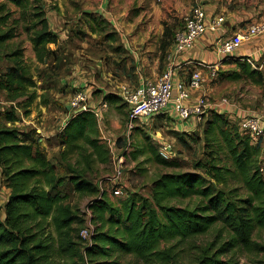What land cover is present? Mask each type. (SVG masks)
Masks as SVG:
<instances>
[{"label": "trees", "instance_id": "16d2710c", "mask_svg": "<svg viewBox=\"0 0 264 264\" xmlns=\"http://www.w3.org/2000/svg\"><path fill=\"white\" fill-rule=\"evenodd\" d=\"M10 1L27 8L31 0ZM5 8L6 3L0 4V45L16 35L17 20L9 25L11 13ZM40 10L34 13L38 21L30 28H34L31 40L37 58L43 61L55 52L49 44L58 43L59 37ZM167 36L166 31L164 49L170 44ZM22 56V50L15 49L10 53L12 67L0 73V89L6 90L8 100L15 101L27 93L29 85L36 84ZM246 71L256 81L262 74L251 65ZM36 96L32 91L23 109L27 110ZM212 113L205 131L207 140L217 129L222 142L216 139L220 148L223 144L227 149L231 163L222 165L218 155H213L204 166L221 183L231 175L237 178L245 190L244 197L195 171H175L153 180L152 198L128 191L121 204H116L96 183L99 163L110 164L113 157L100 136L94 112L72 113L59 136L64 146L62 157L77 153L68 164L69 176L60 175L57 163L39 146L36 128L21 137L17 127L0 126V172L11 188L8 199L0 205V264H123L122 255L133 256L129 264H183L177 243L186 240L197 248L193 264H241L239 255L264 249L254 237L255 229L264 232L263 146L253 144L248 133L240 130L239 122L237 126L228 115ZM7 118L17 120L15 107ZM68 181L77 193L95 196L91 205L94 230L89 238L81 233L86 219L59 189ZM179 196L191 199L177 203L174 199ZM74 223L83 224L79 238L73 233ZM213 230L216 233L211 241L197 242Z\"/></svg>", "mask_w": 264, "mask_h": 264}, {"label": "rangeland", "instance_id": "374dc122", "mask_svg": "<svg viewBox=\"0 0 264 264\" xmlns=\"http://www.w3.org/2000/svg\"><path fill=\"white\" fill-rule=\"evenodd\" d=\"M2 3H6L5 11L11 13L8 24L14 25V19L17 20V24L15 23L16 35L0 45V73L12 67L10 53L19 48L36 84L29 85L27 93L20 95L15 101L8 100L6 90L0 89V126L17 127L21 137L29 129L36 128L39 146L57 163L60 175H70L68 164L74 160L77 153L69 158L62 157L61 151L64 146L62 136H59L63 132L53 133L61 129L65 119L75 112L72 108L68 109L66 104L70 105L74 94L78 90H83L87 92L89 104L94 109L92 112L98 118L100 132L111 129L110 126L106 127L110 125L109 120L119 122V125L113 127L112 131L115 134L108 135L109 140L103 139L111 149L112 163H99L100 175L96 179L100 189L106 191L114 203L121 204L128 191H139L152 198L153 180L161 174L175 171H195L226 190L236 189L237 196L244 197L245 190L237 178L231 175L225 184L221 183L214 180L204 166L213 155H218V162L222 165L231 163L227 149L223 144L220 148L218 141L222 142V136L217 129L215 133L211 132L209 136L211 140H207L205 131L214 117L213 113L204 115L203 119L197 120V125L193 129L187 130L178 129L177 121L175 119L172 121L173 118H166L162 116L163 114H159L158 117L149 116L144 119L145 121L139 118L128 137L125 126L130 115L122 92L126 87H135L140 77L135 72L136 57L122 43L120 32L115 26L120 24L118 12L113 13L116 22L114 20L112 22L109 20L111 17L106 16V12L96 11L97 0H31L27 8L10 0H0V4ZM112 5L113 1H110L108 7ZM40 9L44 11L50 28L57 30L55 33H58L59 37L58 43L49 44L55 52L43 61L37 58V51L31 40L34 28H30L38 21L34 13L41 11ZM163 41L159 49L162 50L161 55L165 56L167 47L163 48ZM260 71L262 74L256 76L258 81L241 75L239 80L232 79L227 82L225 96L236 97L240 101L246 100L251 106L261 108L264 104V67ZM32 91H36L37 96L31 100L27 110L23 109V103L28 101ZM105 102L107 106L104 108ZM92 103L96 105L93 106ZM173 106L174 101H171L167 109ZM13 107L16 109L17 120L10 121L7 113ZM106 113H110L109 120L105 117ZM229 118L238 126L239 118ZM44 127L48 130L45 139L42 138ZM158 154L169 162L162 161ZM121 156L124 157L121 163L124 167L121 180L125 195L117 196L113 190L114 183L111 177ZM261 165L264 166V151ZM59 189L68 195L66 201H69L74 210L86 219V223L92 220L91 205L95 201V196L77 193L70 181ZM10 193L11 188L8 187L7 179L0 172V205L6 202ZM190 199L191 196H179L174 200L177 203H185ZM73 227L74 235L79 238L78 233L83 224L74 223ZM215 233L216 230H213L202 235L197 242L200 245L205 244L214 238ZM254 237L259 245L264 247V232L255 229ZM177 244L180 249L179 261L183 264H193L197 248L192 241L186 240L183 244ZM239 257L241 264H264V249L241 254ZM122 259L123 264H129L133 256L122 255Z\"/></svg>", "mask_w": 264, "mask_h": 264}, {"label": "crops", "instance_id": "0c3cea01", "mask_svg": "<svg viewBox=\"0 0 264 264\" xmlns=\"http://www.w3.org/2000/svg\"><path fill=\"white\" fill-rule=\"evenodd\" d=\"M97 1L96 11L100 13L106 12V16L111 17L110 21H115L113 13H119L120 24L115 26L120 32L122 43L136 57L135 72L138 73L140 78L135 86L141 84L144 79L157 78L169 66L173 69V75L177 81L187 80L193 72L198 71L202 77L201 86L190 87V94L186 98L185 103L193 107L201 95H206L208 102L204 113L201 115L203 118L204 115L213 111L224 113L234 119H238L244 113L250 114L259 111L260 108H256V105L251 106V103H246V100L240 101L236 97L227 98L225 96L227 92L225 85L232 79L239 80L241 75H247L254 79L246 71L247 65L259 70L263 69L264 32L252 35L249 39L244 40L236 51V56H241L242 58L236 60L227 59L221 62V72L218 79L212 80L209 78L208 64L219 62L222 59V55L216 45L219 39L231 37L241 31L243 26L250 21L264 17V0ZM110 1H113L112 7H108ZM195 5H202L206 11V19L209 23L216 19H220L222 22L214 29H208L205 34L196 40L193 47L179 51L173 41L175 32L183 25L184 15ZM55 31L57 32V30ZM166 31L168 32L167 39L170 44L167 46L165 56H162V50L159 49V45L166 38ZM244 57H249L251 62ZM173 92L175 100L178 95L177 88ZM68 105L66 104V106ZM92 105L96 104L92 103ZM159 114H163L162 116H166V118H173L171 119L172 121L175 119L180 130L193 129L200 117L198 113L192 112L184 119L175 110L174 106ZM159 114L155 115L158 117ZM109 115L110 113H106L105 116L108 120ZM147 118L143 117V120ZM66 121L67 119L63 122L61 129L56 130L53 134H59L63 130ZM109 124L106 127L110 126L111 129L101 131L100 136L102 139L108 138L109 140L108 135L115 134L112 130L115 125H119V122L109 120ZM43 131L44 137L42 138L45 139L48 136L45 135L48 130L44 127Z\"/></svg>", "mask_w": 264, "mask_h": 264}, {"label": "built area", "instance_id": "2783aa9c", "mask_svg": "<svg viewBox=\"0 0 264 264\" xmlns=\"http://www.w3.org/2000/svg\"><path fill=\"white\" fill-rule=\"evenodd\" d=\"M206 11L202 5L193 6L185 15L183 25L175 32L174 44L177 50L183 51L194 46L196 40L205 34L208 29H214L221 24L220 19L209 23L206 19ZM264 32V17L250 21L244 25L242 30L231 37L221 38L217 42V49L222 55L219 62L209 63V78L216 80L220 77L221 62L227 59L236 60L242 58L236 56L237 49L244 40L249 39L252 35ZM251 62L249 57H244ZM202 77L198 71L192 73L187 80L177 81L173 75V69L169 66L162 71L155 79H144L141 84L135 87H126L123 92V98L128 105L130 118L126 122V131L128 137L136 125L135 121L139 118L149 117L159 114L167 109L171 101H174V108L182 118H187L192 112L200 115L204 113L207 104V96L201 95L197 103L191 107L185 103L190 94V87H200ZM177 88L178 95L174 100V89ZM71 108L77 114L82 111L91 110L93 107L89 104L88 94L86 91L78 90L70 101ZM107 104L104 103V106ZM240 130L248 133L253 144L264 146V105L256 113L242 114L238 117ZM67 121L65 122V125ZM124 157H119L115 172L111 177L114 185L113 190L117 196L125 195L122 185V176L124 167L121 164ZM123 195V196H124ZM127 195V193H126ZM94 230V224L91 219L86 223L82 230V235L89 238Z\"/></svg>", "mask_w": 264, "mask_h": 264}, {"label": "water", "instance_id": "95a60500", "mask_svg": "<svg viewBox=\"0 0 264 264\" xmlns=\"http://www.w3.org/2000/svg\"><path fill=\"white\" fill-rule=\"evenodd\" d=\"M67 108H68V109H71V105H68Z\"/></svg>", "mask_w": 264, "mask_h": 264}]
</instances>
